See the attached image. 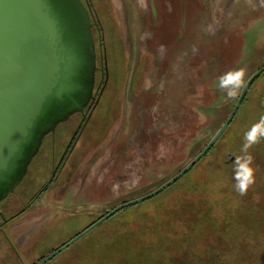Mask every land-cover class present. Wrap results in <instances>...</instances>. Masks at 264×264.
<instances>
[{
  "label": "rangeland",
  "instance_id": "obj_1",
  "mask_svg": "<svg viewBox=\"0 0 264 264\" xmlns=\"http://www.w3.org/2000/svg\"><path fill=\"white\" fill-rule=\"evenodd\" d=\"M124 1L128 15L133 19L130 20L132 28H136L138 22L148 26L151 31L149 40L156 47L160 44L156 41L159 42L158 33L163 24L159 15L165 16V21L172 26V34L175 33L182 0ZM200 2L185 0V9L190 13L201 6ZM227 2L224 0L223 3L226 9ZM229 7L233 13L229 20L223 21L221 31L217 32V38H221L220 47L219 43L212 45L199 34L200 38H194L200 42L204 40V47L197 52L190 46L184 50L183 56L189 66L192 60L196 66L185 68L189 69L186 73L184 67L188 66L180 64V57L172 63L174 70L177 69V77L182 80L178 95H184L183 102L189 107L182 104L178 109L173 106L162 113L163 119H172L171 134L166 139L159 136L157 133H162L163 129L154 130L159 123L150 128L152 120L148 125H138V169L132 168L131 159L125 157L122 161L117 149H113L107 157L96 155L84 165L71 193L65 194L67 200H75L78 204L73 206L76 208L71 221H61L60 237L38 246V253L47 254L51 247L66 239L62 236L63 231H81L96 220L99 212L112 210L121 199L134 200L153 191L157 188L155 185L165 182L163 178L176 174L196 156L200 151L198 144L205 145L215 135L218 125H212V120L219 123L223 114H227V111L218 113L215 108L224 102L233 105L243 87L236 89L237 95L229 99L219 87L220 76L233 71L235 64L242 61L236 70H244V85L251 71L264 64V0H232ZM194 22H203V17L194 15L189 22V36L198 34V25H193ZM187 23L185 18L184 24ZM235 25L234 33L240 32L238 34L232 32ZM205 37L208 40L214 38L210 31ZM215 47L218 50H214ZM235 57H239L236 62ZM232 61L233 64H225ZM249 65L253 67L250 72ZM263 91L264 88L253 86L247 100L239 108L238 118L246 126V131L264 115L261 106ZM157 100L144 103L146 107L151 103L147 108L150 119V114L157 116L153 115L155 106H152L153 103L158 104ZM195 104L204 107H194ZM145 127L149 129L146 131ZM235 130L240 132L239 127ZM234 142V147L230 149L220 144L212 151L211 166L206 170L209 173L198 179L199 171H204V161L196 162L187 174L157 194L97 220L55 256L51 255L38 264H264V138L248 150L254 157L255 183L243 196L235 190L232 176L235 155L241 153L244 141L239 138ZM223 145H228L226 137L223 138ZM216 151L221 152V161L226 160V164L217 165ZM230 152L234 156L232 160ZM107 166H113V169L118 166L117 173L113 169L108 170ZM217 166L220 169L224 167L225 171L217 169ZM197 180L200 183L197 188H204L200 187L198 191L194 185L185 187L188 182L195 183ZM141 187V190L135 191ZM81 202L91 203L85 207L84 204L79 205ZM237 207L238 211H235Z\"/></svg>",
  "mask_w": 264,
  "mask_h": 264
},
{
  "label": "flooded vegetation",
  "instance_id": "obj_2",
  "mask_svg": "<svg viewBox=\"0 0 264 264\" xmlns=\"http://www.w3.org/2000/svg\"><path fill=\"white\" fill-rule=\"evenodd\" d=\"M66 1L47 0L51 6V14L58 20L57 32L61 39L60 41L55 39L54 42L58 48L57 54L60 59L69 58L65 64L61 63V76L55 79L58 80L57 86L43 107V113L48 109L60 110L63 118L41 137L30 131L26 142L10 160L7 169L0 173V264H38L48 256H55L62 246L109 212V210L99 212L96 220L81 231L73 233L63 231L62 236L66 238L63 242L51 247L47 254L38 253V246L60 237L61 221L66 219L71 221L76 208L73 206L78 204L75 200H67L65 194L71 193L76 177L84 165L90 163L96 155L107 157L112 154L113 149H117L122 161L127 157V160L133 161L132 168L138 169L140 167V153L137 152L140 149L138 125H148L152 120L150 128L159 123L154 130L163 129L162 133H157L159 136L166 139L171 134L172 119L169 121L163 119L162 113L169 107L175 106L174 108L178 109L184 104V95H178L182 80L177 77L175 72L177 69L174 70L172 63L175 62V58L180 57V64L188 66L184 69L195 67L196 63L193 60L191 66L188 61L185 62L184 50L191 46L199 52L204 47V40L216 46L219 43L220 47L221 38H217V32L221 31L223 21L229 20L233 13L229 7L232 0H228L226 4L228 9L223 4L224 0H199L201 6L198 4L199 8L190 13L185 9V0H182L178 15L179 24L174 34L172 26L165 21V16L159 15L163 24L158 33L159 42L156 41L160 44L156 47L149 40L151 31L148 26L138 22L136 28H132L130 20L133 19L128 15L124 0H77L79 3L77 13L66 8L64 5ZM73 3L74 7H77L75 2ZM170 10L168 9V12H171ZM195 14L203 17V22L199 24L194 22L193 25H198L196 26L199 29H196L198 34L189 36V22H192ZM79 17L83 19L85 30L83 36L72 32L74 28L77 30L81 28L71 23L73 20L80 22ZM185 18L188 20L186 25ZM153 24L154 21L152 27ZM236 26H233V33ZM64 29L68 34L67 44L62 34V31L65 33ZM209 31L214 38L210 37L208 40L205 36ZM238 33L240 32L234 34ZM199 34L204 37L201 42L194 38H200ZM214 50L218 48L215 47ZM236 58L239 57L234 58L235 62ZM234 61L225 64H233ZM239 64H235L236 68L234 66L233 71ZM263 67L264 64L256 69L251 66L249 72L251 69L255 72L260 71L259 75L264 71L261 70ZM180 70L182 71V68ZM253 71L245 83L255 73H252ZM185 72L188 73L189 69H185ZM255 78L247 87L244 96L251 90ZM57 96L59 100L55 99ZM244 96L226 128L230 124L234 126L235 116ZM238 98L233 105L231 102L229 104L224 102L215 108L218 112L227 111V117L221 127L235 109ZM156 100L158 104L153 103L152 106H155L153 115L157 116L153 117L150 114V119L147 108ZM146 102L151 103L146 107L144 106ZM184 105L186 108L189 107L188 103ZM200 106L203 105L195 104L194 107ZM38 124L41 128V116L35 122V128ZM148 129L144 128L146 131ZM230 159H234V156ZM113 166H107V169L112 170ZM117 168L114 167L113 171H117ZM176 174L163 180L167 182ZM163 184L161 182L155 187L159 188ZM88 193L86 195H90ZM131 200L121 199L117 206ZM90 203L81 202L79 205L84 204L87 207Z\"/></svg>",
  "mask_w": 264,
  "mask_h": 264
},
{
  "label": "water",
  "instance_id": "obj_3",
  "mask_svg": "<svg viewBox=\"0 0 264 264\" xmlns=\"http://www.w3.org/2000/svg\"><path fill=\"white\" fill-rule=\"evenodd\" d=\"M73 2L77 7H74ZM64 5L72 12H78L79 3L77 0L66 1ZM50 8L47 0H0V173L7 169L10 160L26 142L30 131L41 137L45 131L53 128L63 118L60 110L48 109L43 113L48 96L57 86L58 80L55 81V79L61 76V63L65 64L69 58L60 59L57 54L58 48L54 42L55 39L60 41L61 37L59 38L57 32L58 20L51 14ZM54 12L55 8H53ZM79 20L80 22L71 21L76 27L81 26L79 30L74 28L72 32L83 36L85 33L83 19L79 17ZM64 31L65 33L62 31V34L65 36L67 44L68 34L66 29ZM263 69L264 67L261 70ZM259 72H255L247 80L235 109L223 126L184 168L153 192L120 204L105 216L155 195L186 173L222 134L241 103L247 87ZM55 99L59 100V96ZM39 116H41L42 122L41 128L38 124L40 129L35 128V122ZM229 156L233 158V154L230 153ZM86 230L79 233L58 251L76 240ZM49 257L51 256L43 259L41 263Z\"/></svg>",
  "mask_w": 264,
  "mask_h": 264
},
{
  "label": "clouds",
  "instance_id": "obj_4",
  "mask_svg": "<svg viewBox=\"0 0 264 264\" xmlns=\"http://www.w3.org/2000/svg\"><path fill=\"white\" fill-rule=\"evenodd\" d=\"M244 70L228 71L220 76L219 87L227 89L229 97L237 95L236 89L243 86ZM264 138V115L253 123L251 127L244 133V143L241 148V153L235 155L233 161V176L235 181V190L241 195H246L249 187L255 183V171L253 167L254 157L249 153V149L260 142Z\"/></svg>",
  "mask_w": 264,
  "mask_h": 264
},
{
  "label": "trees",
  "instance_id": "obj_5",
  "mask_svg": "<svg viewBox=\"0 0 264 264\" xmlns=\"http://www.w3.org/2000/svg\"><path fill=\"white\" fill-rule=\"evenodd\" d=\"M255 85V87H262V88H264V71L262 72V73H260L256 78H255V80H254V82H252V84H251V88L253 87ZM264 92V91H263ZM248 93H249V91H247L246 92V94H245V96H244V100H243V103H245V101L247 100V96H248ZM224 94H225V96L227 97V98H231V97H229L228 95H227V89H225V91H224ZM242 103V104H243ZM225 104H227V103H225ZM229 104V103H228ZM261 106H262V109H264V102H263V104H261ZM240 110V109H239ZM239 110H238V112H237V114H236V116H235V123H234V126H232L231 124L228 126V128H226L225 130H224V132L221 134V136L216 140V142L212 145V147H211V149L205 154V155H203V157L199 160V161H204V164H202V167H203V169H204V171H199V174H198V179H199V177L200 176H202V175H204V174H207V173H209L208 171H206L207 170V167H210L211 166V164H210V162L212 161V159H211V157H212V151L213 150H216V148L220 145V144H222V146L224 147V148H226V149H230V148H232V147H234V144L236 143V142H234V141H237V139H242L243 141H244V133L246 132V126H243V124H242V122L241 121H239V118H238V113H239ZM220 112V111H219ZM218 112V113H219ZM226 117H227V114H223V116H222V118H221V121L219 122V123H217V122H214V120H212V122L214 123V124H212V125H215V126H217L218 125V128L219 127H221V125H222V123L224 122V120L226 119ZM216 121V120H215ZM217 123V124H216ZM233 124V123H232ZM235 127L236 128H238L239 127V130H240V132L239 133H237L236 132V130H235ZM217 128V129H218ZM216 129V130H217ZM224 137H226V139H227V142H228V145L227 146H224L223 145V138ZM234 139V140H233ZM210 140V139H209ZM208 140V141H209ZM207 144V143H206ZM205 144V145H206ZM205 145H203V144H198V146H197V148H199L200 147V149L199 150H201ZM219 153H221L220 151L217 153V151H216V154H217V156H216V163H217V165H224V164H226L225 162H227L226 160L224 161L223 160V162L221 161V155L219 154ZM224 153V152H223ZM224 157V156H223ZM198 161V162H199ZM196 164V163H195ZM194 166V165H193ZM193 166L185 173V174H187L192 168H193ZM206 168V169H205ZM217 169H219V170H223V168L224 167H222L221 169H220V167L219 166H217L216 167ZM223 171H225V170H223ZM203 173V174H202ZM184 174V175H185ZM190 184V185H189ZM200 183H198V180L195 182V183H192V182H188L186 185H185V187H189V186H195V189H199L200 187H203L204 188V186H199V188H197L198 187V185H199ZM194 187H190V189H193ZM199 191V190H198ZM235 211H238V207L235 209Z\"/></svg>",
  "mask_w": 264,
  "mask_h": 264
}]
</instances>
